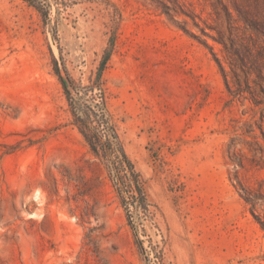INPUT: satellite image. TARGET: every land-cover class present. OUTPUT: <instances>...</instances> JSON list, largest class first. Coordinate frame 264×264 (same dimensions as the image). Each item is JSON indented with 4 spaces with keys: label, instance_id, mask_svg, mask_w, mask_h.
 I'll return each mask as SVG.
<instances>
[{
    "label": "rangeland",
    "instance_id": "obj_1",
    "mask_svg": "<svg viewBox=\"0 0 264 264\" xmlns=\"http://www.w3.org/2000/svg\"><path fill=\"white\" fill-rule=\"evenodd\" d=\"M56 65L104 98L140 206ZM0 264H264V0H0Z\"/></svg>",
    "mask_w": 264,
    "mask_h": 264
},
{
    "label": "trees",
    "instance_id": "obj_2",
    "mask_svg": "<svg viewBox=\"0 0 264 264\" xmlns=\"http://www.w3.org/2000/svg\"><path fill=\"white\" fill-rule=\"evenodd\" d=\"M108 56L107 51L96 74L98 82H100L102 69ZM55 73L61 82L68 102L72 123L82 135L91 154L106 164L109 175L114 177L117 185H121V188L124 187L127 190L135 206H140L144 195L134 166L127 157L115 126L111 122V114L104 98L100 95L101 99L97 102L88 98L87 92H81L82 89L74 85L71 78L64 79L57 65ZM98 88L99 91H102L101 86L98 85Z\"/></svg>",
    "mask_w": 264,
    "mask_h": 264
}]
</instances>
